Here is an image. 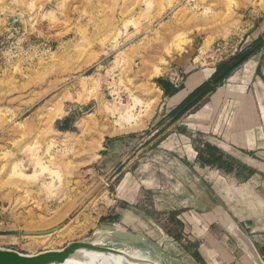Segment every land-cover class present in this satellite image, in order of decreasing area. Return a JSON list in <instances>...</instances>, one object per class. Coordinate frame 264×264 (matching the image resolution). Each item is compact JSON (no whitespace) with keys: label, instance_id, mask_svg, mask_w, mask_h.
<instances>
[{"label":"rangeland","instance_id":"rangeland-1","mask_svg":"<svg viewBox=\"0 0 264 264\" xmlns=\"http://www.w3.org/2000/svg\"><path fill=\"white\" fill-rule=\"evenodd\" d=\"M260 26L264 0H0V247L35 254L114 229L104 216L122 197L120 154L143 148L146 164L156 140L185 135V121L164 115L159 83L211 64L223 72L260 48L249 52ZM32 213L50 224L36 227ZM145 239L166 264L188 259L158 231Z\"/></svg>","mask_w":264,"mask_h":264},{"label":"crops","instance_id":"crops-1","mask_svg":"<svg viewBox=\"0 0 264 264\" xmlns=\"http://www.w3.org/2000/svg\"><path fill=\"white\" fill-rule=\"evenodd\" d=\"M256 32L262 36L264 26ZM258 46L222 77L211 64L159 83L164 115L171 125L185 121V135L156 140L158 154L146 164L137 159L143 149L137 146L145 142L127 141L137 151L120 154L126 171L119 185L122 201L107 206L104 216L114 229L143 237L158 231L159 244L181 242L185 264H255L227 227V216L264 263V40ZM178 178L181 189L165 196V187ZM191 180L199 186L200 207L191 203L198 191ZM143 207L159 217L150 219L138 211Z\"/></svg>","mask_w":264,"mask_h":264},{"label":"water","instance_id":"water-1","mask_svg":"<svg viewBox=\"0 0 264 264\" xmlns=\"http://www.w3.org/2000/svg\"><path fill=\"white\" fill-rule=\"evenodd\" d=\"M258 47L256 44L249 52L255 50ZM248 52V53H249ZM246 54L242 55L238 60H236L231 66L225 69L221 77L227 74L233 67L238 65L242 60H244ZM211 195V194H210ZM225 221L227 222V227L229 230L235 234L238 239L246 247L251 259L255 264H264L256 249L254 248L252 242L238 229V227L226 216ZM61 225L54 226L52 228L40 231H23L24 234H37L45 235L55 232ZM112 235L117 239L136 241L143 238L142 235L137 233L126 232L122 230H116ZM158 247V246H154ZM158 247L157 249H159ZM156 249V248H155ZM79 250L86 251H96L103 254L122 256L120 252L111 247H102L93 244L92 236L83 238L82 240L70 241L63 247L59 249H50L35 254H24L13 249L0 247V264H63L67 259L74 255ZM160 250V249H159Z\"/></svg>","mask_w":264,"mask_h":264},{"label":"bare ground","instance_id":"bare-ground-1","mask_svg":"<svg viewBox=\"0 0 264 264\" xmlns=\"http://www.w3.org/2000/svg\"><path fill=\"white\" fill-rule=\"evenodd\" d=\"M167 36L169 37L168 34H167ZM132 124H133V122H132ZM38 167H39V162H38ZM18 176H19V174H18ZM17 182L22 183L23 181L18 180ZM23 184H25V182H23ZM31 207H33V206H31ZM31 210H32V208H31ZM59 214H60V212H59ZM30 215H31V213H30ZM34 215H35V220L37 219V222L35 223V224H37L36 227H41L42 225H45L43 223H47V222L50 224L49 221H45V222L42 221L40 219L41 217H40V215H38V213L33 214V216ZM53 219H56V218H53ZM48 223L46 225H48ZM39 225H41V226H39ZM114 231H116V229H114V230L113 229L94 230L93 234H92V242H93V244H95L97 246L114 248L118 252H120L122 254V256H113V255L103 254V253L96 252V251L79 250L74 255H72L69 259H67L63 264H166V262L164 261L163 252H162L161 248H159L160 250L157 249L158 247H154L153 245H151L144 237L142 239L136 240V241L122 240V239H117L112 235V233ZM110 241H112V242L115 241L119 244H117V245H101V243L103 244L104 242H110ZM104 244H106V243H104Z\"/></svg>","mask_w":264,"mask_h":264},{"label":"trees","instance_id":"trees-1","mask_svg":"<svg viewBox=\"0 0 264 264\" xmlns=\"http://www.w3.org/2000/svg\"><path fill=\"white\" fill-rule=\"evenodd\" d=\"M221 71V70H220ZM212 160H216V157H213Z\"/></svg>","mask_w":264,"mask_h":264}]
</instances>
